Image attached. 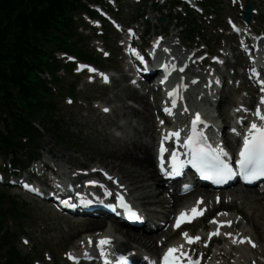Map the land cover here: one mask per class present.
<instances>
[{"label":"rangeland","instance_id":"1","mask_svg":"<svg viewBox=\"0 0 264 264\" xmlns=\"http://www.w3.org/2000/svg\"><path fill=\"white\" fill-rule=\"evenodd\" d=\"M164 1H166V4L162 6ZM156 2L159 3L158 8L156 7ZM120 4L122 5V10L118 15L119 19L126 27L137 26L140 27L141 30L147 29L146 39L148 42L152 41L156 35L155 33L161 34L162 28L160 29L156 24L160 18L165 17L169 19L167 24L169 29H166L168 34H172L174 31L180 33L185 44H192L200 40L206 44L209 42V50L214 51H217V48L214 47L215 44L221 47L223 45L225 35H222L224 33L222 30L228 29L227 18H235L238 21L241 20L238 6H232L230 0H207V2L205 0V4L202 8L206 12V18L202 16H196L194 18L199 34L197 38L196 35L192 38L188 33L190 32L189 29L174 28L176 24L180 22L177 21L178 18L175 17L178 10L171 8L170 0H143L141 4H128L126 1L121 0ZM258 11L260 16L257 18L255 17L254 28L257 30H264V10L259 9ZM184 15H186V13H184ZM186 18L188 22V16ZM79 23L81 26L79 32L85 37V39L83 38V44L79 46L80 49H85L93 53L102 68L106 67L115 71H120L122 66L121 60H119L121 58V51L117 48L118 44L115 42V39L118 37L116 35L118 34L113 32L111 27H108L110 32L106 35L107 37L104 43L106 48L111 52L112 57L111 60L104 61L102 56L97 53L96 49L100 47L101 41H93L91 37H88L89 35H95L97 37V32H90L83 29V27H87L84 18H80ZM228 40L230 41V39ZM229 43L232 46L234 45V47L236 46L234 42ZM95 44H97L96 48ZM60 57L61 55L58 56L59 59ZM65 62L66 60L63 61V64H65ZM237 71L239 73L243 72L242 69H238ZM232 72L233 70L231 69L227 70V74H232ZM58 77L61 78V81L54 85L57 97L55 98L56 109L52 116L55 121H61L65 140L57 139L56 141L52 135L45 133L43 129L37 125L41 131V135L37 142L33 143V145H28V147L34 150L38 157L44 160H53L57 162V165H67L69 161H73L76 165H71L70 167L78 170L89 169L93 166H101L106 169L113 160L109 157L110 155L106 150L112 152L114 146L133 140L137 130L141 131L144 129V126L139 122L136 121V123H134L127 118L131 114L128 106L132 105L136 108L138 106L130 101H123L120 99L125 98V96L129 94L127 91L128 89H126L128 83H126V81H120L115 83L114 87L105 89L97 85L87 87L84 84V79L76 77L73 72L67 70L61 71ZM232 87H234V85H232ZM73 88H75V92L71 94L70 92ZM224 96H227V94L223 95V97ZM67 97L74 99L71 105ZM96 100H100L110 107V109H108L110 110L109 115L103 116L100 110L93 109L97 106V104H95ZM246 100L247 96L245 93H241L238 97L231 96V98L225 102V109L233 104L236 106L235 103L239 101L244 102ZM254 101L255 99L250 103ZM138 111L144 113L142 108ZM157 111L158 109L151 110L152 117ZM219 113L220 112H217V114ZM151 125L152 127L155 126L154 119H152ZM145 142H148V138L145 139ZM50 150L52 153L56 154V158L48 154ZM20 158L25 164L29 161V156L26 151L21 152ZM36 165H38V163ZM30 170H32V167ZM152 183L153 182H149V185H152ZM0 196L4 197L7 208L15 207L20 217L23 219L22 224L25 234L20 236L16 247L28 261H32L31 264H33L34 261L47 264L46 262L49 258L53 259V263L51 264H67L66 260H64V254L68 250H71L74 245L82 243V239L87 235L86 233H92L96 230V228H94L90 231L82 230L78 231V233H74V221L63 218L59 219L54 213L48 211V208H44L32 202L27 197H22L15 189L8 187L0 188ZM195 196L197 195H192L190 199ZM19 224L20 222L18 221L9 223L10 232H21ZM201 224L208 226L206 220ZM242 224L246 227L247 231L251 230L249 222L242 220ZM202 225L198 228V232L201 231ZM21 239H26L29 244L24 245ZM203 246H205V244L201 247ZM213 249L215 250L216 248ZM260 252L261 247L258 252L254 251L251 253L249 258L255 259L260 257Z\"/></svg>","mask_w":264,"mask_h":264},{"label":"trees","instance_id":"2","mask_svg":"<svg viewBox=\"0 0 264 264\" xmlns=\"http://www.w3.org/2000/svg\"><path fill=\"white\" fill-rule=\"evenodd\" d=\"M98 1L0 0L1 155H17L25 148L23 138L33 144L39 135L33 124L36 121L55 139H63L60 123L46 119L55 95L39 75L49 73L54 82L57 80L55 73L61 68L55 58L58 52L92 60L87 52L77 49L76 41L81 38L74 16L88 11L85 2ZM3 198L0 196V264H27L14 245L17 235L7 227L21 217L14 207H6Z\"/></svg>","mask_w":264,"mask_h":264},{"label":"bare ground","instance_id":"3","mask_svg":"<svg viewBox=\"0 0 264 264\" xmlns=\"http://www.w3.org/2000/svg\"><path fill=\"white\" fill-rule=\"evenodd\" d=\"M126 87L129 94H127L125 98L120 99L123 101H130L138 106L137 108L132 105L128 106L131 114L127 118L132 120L134 123H136V121L139 122L144 126V129L141 131L137 130V133H135L136 135L134 134L135 138L133 137V140L127 142L124 141L125 143L114 146L112 152H108L106 150V152L110 155L109 157L113 159L106 169H108V172L114 175L115 178L122 182V186H125L130 191L133 201L136 202L135 204L142 208L144 212L146 211L148 214H151V216L149 215L151 221H149L147 228L152 229L153 231L151 234L141 232L135 234L120 229V226L118 225H113L109 231H111V234L114 235V237L115 235L118 236L120 240L119 243H116L118 245V249L121 251L123 249L126 251L138 250L135 248V246L132 248L126 247L127 243H135L152 255L159 253L164 246L167 248V245H169L170 240L168 237L170 235L174 237L176 234H173L172 229L164 232L163 228L160 227L158 229L156 227L157 224L162 221L161 218L164 217L167 219L168 223H172L174 221L175 215L180 212V209L185 202H195L194 200L200 198L203 199L202 207H206L208 211L207 213L209 215L221 210L232 212L230 218L224 217L222 219L221 216H219L218 222L226 223L227 220L231 221V225H233L232 229H236V231H234L236 236L241 234L236 240L239 241L242 238H250L251 241L257 244V252L261 247V252L259 253L260 257L257 258L263 259H250L249 253H253L254 251L252 249L248 250L247 248L243 247L245 245H240L239 242L235 244L231 241L229 242V240H227L228 237L222 236L223 230L220 229V236L225 237L221 239V245L218 247V249L216 248L211 253L209 251L206 252V256L210 259L209 261H211V264H252L253 260H255V264H264V194L259 193L258 190L240 191L233 189L228 192L221 193L222 200L220 203H217L214 201V197L210 194V192L195 190L186 197L179 198L173 196L172 199L174 202H169L170 200L167 199L165 195L166 191L163 187L164 184L159 179L153 160V150L155 146L154 142L156 141V136L158 134L156 131L158 127L154 117L151 115V110L158 109L157 113L159 112L161 106L160 96L159 94L153 93L155 97L154 102L151 104L148 97L140 95L139 92L132 89L129 85ZM251 95V99L246 101L245 105L248 103L252 104L250 102L255 99V94L252 93ZM140 108L143 109L144 113L138 111ZM151 118L154 119L156 127H152ZM224 119L230 120L231 117L225 115ZM147 138L148 142H145V139ZM229 145L232 148H235L237 146V141L234 139V141L229 142ZM48 154H50L53 158H56V154L52 153L51 150L48 152ZM46 160L51 161L49 159ZM71 165L76 164L73 161H69L67 165H57L56 162V166L59 169H62L64 173H66L65 171H70L72 173L75 172L73 170L74 168L70 167ZM78 179H81V177H78ZM149 182H153L152 185H149ZM192 195L197 196L190 199ZM153 207H156V209L150 210V208ZM239 217H241L244 221L249 222L251 230L247 231L246 227L240 224L241 222L239 221ZM199 223H201V221H198L196 224ZM74 226V233H78V231L82 230L88 231L89 229V225H83L79 221L74 222ZM224 228L226 233L231 231L227 224ZM97 230L98 231L96 232H99V230L105 231V229ZM106 231H108V229ZM208 232L209 234L213 233L211 229H209ZM199 237L200 240H202L203 235H199ZM92 238L94 237L87 236L85 237V240L82 239V242H87ZM96 239L97 237L92 240L95 241ZM184 241L185 237L183 236L178 239L176 245ZM246 246H249V243H246ZM78 247V244H76L73 246L72 250H76ZM166 251H168V249Z\"/></svg>","mask_w":264,"mask_h":264},{"label":"snow or ice","instance_id":"4","mask_svg":"<svg viewBox=\"0 0 264 264\" xmlns=\"http://www.w3.org/2000/svg\"><path fill=\"white\" fill-rule=\"evenodd\" d=\"M92 71H95L92 69ZM105 80L107 78L105 77ZM172 95H176L173 93ZM175 102V101H173ZM261 106H264V98H262ZM107 111V109H105ZM168 114H171L169 109H165ZM254 115L261 121H264V112L261 111V108L258 107ZM163 123V121H161ZM202 123L200 115H196V119L192 122V134L187 137L184 147L189 150L191 153L192 159L191 163L194 167H197L202 174H206L205 178L215 179L217 183H220L226 180L228 177H231L235 174L233 168L229 163V154L224 150L223 147L217 149H212L211 145L207 144V138L202 134L197 132V124ZM232 131L236 135H240L235 128ZM172 137H175L177 142H179L180 132H170L164 136V140H168ZM166 149L163 146V142L160 147V159L161 170L163 171V153ZM239 160L236 162L239 166L240 174L248 179L249 182L264 177V124H257L253 121L247 129V133L243 136V144L239 152ZM172 160V169L173 172L179 174L180 168L183 166L182 162L179 161L177 153L173 152L171 154ZM111 179V177H109ZM90 183H95V181H90ZM90 203V201H86ZM202 203V201H199ZM121 206L124 207L129 216L132 219H140V217L132 211L130 206L121 200ZM206 209H198L193 207L189 215L188 211H182L176 219L175 227L180 228L184 223H190L193 219L198 216L203 215ZM220 215H227V213H220ZM211 223L217 224L218 227L215 232L211 233L209 238L213 235H220L219 228L223 226L221 222L213 219ZM231 221H227V226H231ZM229 238L232 237V233H225ZM183 236L189 243H195L200 240L199 236L190 237L187 232L183 233ZM232 242L235 244L239 243H249L255 247V243L251 241L250 238L240 239L239 241L233 239ZM91 243V240L89 241ZM111 245L110 239H101L99 241L100 253L102 256L105 255V246ZM181 246L178 248H169L168 251L164 254L163 264H184L185 253L182 251ZM69 259L76 261V257H73L69 254ZM105 264H110V262L105 259ZM116 264H128V259L125 256H120ZM187 264H199L198 260H193L190 256L187 257Z\"/></svg>","mask_w":264,"mask_h":264},{"label":"water","instance_id":"5","mask_svg":"<svg viewBox=\"0 0 264 264\" xmlns=\"http://www.w3.org/2000/svg\"><path fill=\"white\" fill-rule=\"evenodd\" d=\"M249 5H247L248 7L246 9V17H245L246 22H250V20H251L250 17H251V10H252V8Z\"/></svg>","mask_w":264,"mask_h":264}]
</instances>
